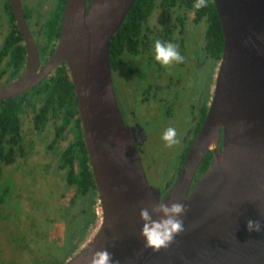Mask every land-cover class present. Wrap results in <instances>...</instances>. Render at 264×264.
Instances as JSON below:
<instances>
[{
    "label": "water",
    "instance_id": "95a60500",
    "mask_svg": "<svg viewBox=\"0 0 264 264\" xmlns=\"http://www.w3.org/2000/svg\"><path fill=\"white\" fill-rule=\"evenodd\" d=\"M212 1L223 50L208 111L161 200L139 157L143 129L136 134L135 127L125 125L111 77L110 39L135 0H91L88 5L87 0H65L60 40L40 73L20 0H12L26 63L16 80L0 86V99L31 89L65 62L99 196L95 231L63 264H88L91 253L102 249L112 254L114 264H264V0ZM209 151V166L189 191ZM158 200L183 203L187 211L181 217L184 232L168 248L154 251L144 246L139 211ZM248 220L260 221L262 231L249 232Z\"/></svg>",
    "mask_w": 264,
    "mask_h": 264
},
{
    "label": "flooded vegetation",
    "instance_id": "af4514ba",
    "mask_svg": "<svg viewBox=\"0 0 264 264\" xmlns=\"http://www.w3.org/2000/svg\"><path fill=\"white\" fill-rule=\"evenodd\" d=\"M90 1L87 0V5ZM20 4L25 22L37 47L39 55L37 73H40L54 54L60 40L65 0H20ZM160 13L161 9L155 10L147 21L143 22L142 28H140V36L136 38L131 35L128 40L125 38L123 44L120 45L121 49L118 47L113 48L114 41L117 43L116 40L118 39V37L114 39L113 35L110 39L113 59L110 61L109 43V61L113 90L123 121L127 127H135L136 134H138L139 128L143 129L144 139L141 135L138 137L140 144L142 143L143 146V151H139L141 163V156L145 153L144 147L148 135L140 122L143 117L138 113L136 107L148 109L146 116H152L156 119L164 116L163 119L167 120L175 116L177 105H183L184 118L182 120L184 121L179 126L178 131H176L177 140L179 141L178 152L175 154L173 161L176 170L175 172L171 171L170 176L167 178L156 179V184H151L148 181L149 184L160 188L162 200L178 177L186 156L203 124L208 111L214 75L221 56L217 59L218 54L216 52L215 54L211 53L209 46L206 44V36L208 35L206 25L204 22L197 24L192 11H183L181 14L176 12ZM178 18H184L182 27L176 24ZM20 36L25 47V60L21 70H19L18 66ZM157 39L162 42H171L175 45L180 55L184 58L183 63L177 64L173 62L169 67H164L158 63L154 59V42ZM214 48L217 50L218 46L214 44ZM25 63L26 45L19 29L12 0H0V86L16 80L23 72ZM60 66H66L68 69L65 62L59 63L39 83L17 95L21 97L19 101L29 98L30 94L27 93L35 89L39 84L45 83ZM192 72L194 73L191 75ZM17 96L0 99V101L5 102ZM58 117V123H56V117L54 118L52 113L47 110H41L38 101H36L34 106L19 114V120L22 123L20 128L25 138L22 145L17 142L16 138H18L19 133L15 131L10 117L7 122L0 125V181L3 180V177H21V171L13 169V167L15 165L19 167L21 162L33 157L35 159L34 164L38 166V170L36 171L35 165H33L26 172L24 171L25 174L34 175L35 171L37 175L41 173L42 178L48 180L50 185L52 184L59 191L62 198L65 197L64 193L68 190V194L71 196V204L76 206L70 225L72 230L74 228L73 241L77 245L73 249V253L86 240L91 229L97 227L101 211L98 193L94 204L96 218L93 221H91V214L88 211L83 213V204L78 200L75 202L72 200L74 191L72 188L68 189L65 183L66 168L60 167L58 161L61 151L69 146L78 134L77 129L74 127L77 118L79 119L82 138L83 131L77 110V114H74L68 124L61 128L59 137L55 138L58 134L56 124L60 125L63 121L60 115ZM140 144H136L137 149ZM208 156L210 163L213 156L212 151H209L204 159ZM202 162L195 171L189 191L193 189L209 166L208 163L206 169L201 170ZM57 176L59 177L58 179L64 181L62 185L57 181L51 182L52 180H57ZM27 192L28 196L26 198L29 200V209L24 210L20 202L21 192L19 188L15 190V194L13 193L11 202H7L8 200L5 199L7 189L0 191L2 200L0 203V240L2 244L17 245V249H14L13 253L10 254V259H13L11 260L12 264H19L16 262L19 257L18 253L20 252L21 258V254H24V251L31 255L30 258L25 259L28 264H44L34 245L33 233L28 230H33L39 220L36 210L37 206H35V193L31 194L29 187ZM5 202L9 203V205ZM19 207L24 210V214L25 212H31V221L27 226L23 223ZM81 215L85 216L86 219L81 218ZM5 217L10 218L7 226L3 221ZM19 217H21L22 223H19L18 226ZM20 227L24 228V230L20 231ZM83 228H86V233L83 234V239L79 240ZM3 229L7 232H2L1 230ZM24 231L27 233L25 238L22 235ZM27 240L30 241L31 247L28 245ZM6 257L7 255L0 251L1 260ZM33 259L36 261L34 260L33 262ZM1 264H4V261Z\"/></svg>",
    "mask_w": 264,
    "mask_h": 264
},
{
    "label": "trees",
    "instance_id": "16d2710c",
    "mask_svg": "<svg viewBox=\"0 0 264 264\" xmlns=\"http://www.w3.org/2000/svg\"><path fill=\"white\" fill-rule=\"evenodd\" d=\"M194 3L195 0H135L122 25L113 36L114 39L118 37L116 40L117 43H115V41L113 43V48L118 47L121 49L120 45L123 44L124 39L126 38L128 40L131 35L138 38L141 34L140 28H142L143 22L147 21L148 17L152 15L155 10L161 9V13L176 12L179 14L183 11H192L196 23L199 24L204 22L206 25V32H208L206 44L209 46L211 53L215 54L216 52V54H218L217 59L220 58L223 50V34L214 3L212 0H207L208 6L201 9L194 8ZM176 24L182 27L184 18H178ZM20 40L21 44L18 47L19 70L23 67L25 60V47L22 44L21 36ZM214 44L218 46L217 50L214 48ZM111 45L112 43H110V61L113 59L111 56ZM73 89L68 69L66 66H60L45 83H41L32 91H29L27 94H30V97L26 100L21 99L20 102L19 99L21 97L17 96L5 102L0 101V125L7 122L10 117V119H12V124H14L15 131L19 133L18 138H16L17 142L21 145L24 144L25 138L20 128L22 123L19 120V114H22L29 107L34 106L36 101H38L41 110H47L52 113L54 118L56 117V123H58V116L60 115L62 117L63 121L61 124H56V131L58 134L55 138H57L60 135L61 128L65 124H68V121L74 114H77L78 109ZM74 127L77 129L78 134L74 141L61 151L58 164L60 167L66 168L65 183L68 189L72 188L74 191V196L72 198L73 202L76 200L81 202L83 204V213L88 211L91 214V221H93L96 218L94 204L97 189L90 169L84 141L81 136L78 118L75 120ZM209 159V156L204 159L200 167L201 170L206 169ZM1 202L2 200L0 197V203ZM7 204L9 205V203ZM81 218L86 219L83 215H81ZM81 231L82 233L79 240L83 239L82 236L86 233V228H83ZM26 234L25 231L22 233L24 238ZM68 237L70 238L69 244H71V250L73 251L77 246L76 242L74 243L73 241L74 228L73 230L70 228ZM65 259L62 260L60 264H62Z\"/></svg>",
    "mask_w": 264,
    "mask_h": 264
},
{
    "label": "rangeland",
    "instance_id": "374dc122",
    "mask_svg": "<svg viewBox=\"0 0 264 264\" xmlns=\"http://www.w3.org/2000/svg\"><path fill=\"white\" fill-rule=\"evenodd\" d=\"M193 73L194 72H192L191 75ZM136 108L138 113L143 117L140 122L146 129L148 135L144 147L145 153L141 156L142 163L148 181L151 184H156V179H161L162 177L167 178L170 176L171 171L175 172L176 170L173 161L179 146L176 144L172 147H167L166 142L162 139V135L167 128L172 127L178 131L179 126L183 124V105H177L175 116L167 120L163 119L164 116H160L159 119L146 116V112L149 111L148 109L139 106ZM34 162L35 159L31 157L29 160L21 162L19 167L15 165L13 169L21 171V177H16L18 179L3 177V180L0 181V191L2 189H7L5 199L8 200L7 202H11L13 193L15 194V190L19 188L21 192L20 202L24 210L29 209V200L26 198L28 196V187L30 188L31 194L35 193L34 199L36 203L35 206H37L36 210L39 221L36 223L33 230L27 229L33 233L34 245L40 254L39 257L41 261L44 264H60L62 260L72 254V246L69 244L70 238L68 234L70 232L69 227L71 225L72 215L76 211V206L71 204V196L68 194V190L65 191V197L62 198L60 197L59 191L55 189L52 184L50 185L48 180L42 178L41 173H38V175L36 174L38 166L35 165ZM33 165H35L36 169L35 174H25L24 171L26 172L27 169ZM58 178L57 176V180H52L51 182L54 183L57 181L62 185L64 181ZM22 208L19 207V212L23 218L24 225L27 226L31 221V212H25L24 214ZM9 219L6 217L3 218L6 226L9 223ZM19 223H22L21 217L18 218V226ZM95 228L91 229L87 238L92 235ZM19 230L23 231L24 228L20 227ZM1 231L4 233L7 232L5 229ZM27 243L31 247L30 241L27 240ZM14 249H17V245H12L10 243L2 244L0 240V251L7 255L3 260L0 258V264L2 261H4V264H12L11 260L13 259H10V254L13 253ZM18 254L19 257L16 262L19 264H28L25 259L30 258L31 255L27 251H24V254H21L20 258V252ZM34 260L35 259H33V262Z\"/></svg>",
    "mask_w": 264,
    "mask_h": 264
},
{
    "label": "clouds",
    "instance_id": "9594fccd",
    "mask_svg": "<svg viewBox=\"0 0 264 264\" xmlns=\"http://www.w3.org/2000/svg\"><path fill=\"white\" fill-rule=\"evenodd\" d=\"M193 6L196 9H201L207 7L208 3L207 0H195ZM154 53V59L164 67L171 66L173 62L180 64L184 61L177 47L171 42H162L159 39L155 40ZM176 137V129L172 127L167 128L162 135V139L166 142L167 147H172L179 143ZM149 208H151V211H149ZM186 211V206L176 201L165 203L158 200L155 204L141 207L139 216L143 223L140 235L144 239V246L154 251L168 248L175 236L185 230L181 217L184 216ZM153 216L157 218L153 219ZM247 230L249 232H261V222L248 220ZM88 264H114V261L112 254L107 249H102L91 253Z\"/></svg>",
    "mask_w": 264,
    "mask_h": 264
}]
</instances>
